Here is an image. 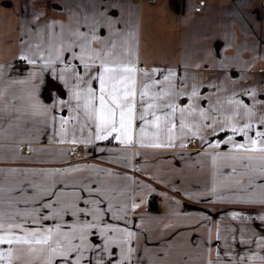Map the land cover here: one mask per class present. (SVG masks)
Segmentation results:
<instances>
[{
    "label": "crops",
    "instance_id": "obj_1",
    "mask_svg": "<svg viewBox=\"0 0 264 264\" xmlns=\"http://www.w3.org/2000/svg\"><path fill=\"white\" fill-rule=\"evenodd\" d=\"M204 1L0 0V223L67 253L0 244V264H264V152L235 148L264 142V6ZM113 61L136 68L137 116L161 81L144 103L176 106L171 146L139 119L131 144L96 140L74 93Z\"/></svg>",
    "mask_w": 264,
    "mask_h": 264
},
{
    "label": "snow or ice",
    "instance_id": "obj_2",
    "mask_svg": "<svg viewBox=\"0 0 264 264\" xmlns=\"http://www.w3.org/2000/svg\"><path fill=\"white\" fill-rule=\"evenodd\" d=\"M27 59V57H23ZM34 62V61H30ZM155 71V70H153ZM136 68L131 63L122 64L116 61L105 62L101 64V70L94 79L99 80V89L98 94L97 90L89 87L83 95L81 92H75L74 98L77 100V109L81 107L79 101L83 99V110L84 114L88 120L92 121L95 126L96 140H106L109 137L115 136V139L121 144H131L133 143V128L135 121L139 119L142 123L139 127L140 137H145L148 135L147 129H155L152 132V137L155 140H160L162 131L167 132L168 135V144L153 142L147 147L160 148L165 146H171V141L173 140V129L175 124L171 121V116L176 112V106L171 104H164L162 107L170 108L171 112L165 113L163 116L157 115L156 109L161 107L159 103H144L146 97L154 101H161L166 96L169 95L168 92L161 89L160 93L150 96L149 89L155 85H160L161 81H154L152 84L143 83L140 87L139 97L141 101L139 115L137 116L138 107L136 103L137 97V80L135 77ZM146 75V74H145ZM172 73H169L168 76L164 77L165 81H169ZM192 95H196L195 92ZM232 103V101H229ZM48 110L45 109L46 113ZM184 109H181L183 112ZM203 115V113H201ZM151 117V118H149ZM68 123L67 120H61V128L63 129L64 125ZM171 125V126H169ZM181 128L186 127V125L181 122ZM250 125L245 124L243 128L239 131L244 132ZM233 132H236L237 129L233 128ZM257 136L264 137V132H257ZM231 140V137H229ZM139 142V141H137ZM72 143H77L73 140ZM249 145L246 147L242 144L235 145L237 149H243L246 152H264V142H258L257 139L251 138L249 140ZM219 145H210V147H218ZM247 159H252V157H246ZM264 160V157H260ZM264 203V201H261ZM235 218V216L233 217ZM264 220V217H261ZM21 227L20 225H8L0 223V244H23V245H47L48 250L51 253L64 256L67 253L65 251H60V244L57 241L56 247H52L49 244V241L52 239V230H48L47 235L37 236L34 233H27L24 237L15 235L12 231V228ZM59 227V226H58ZM95 227V225H84L81 228V231H85L88 228ZM131 235L130 233L128 234ZM81 239H85L82 235ZM70 243V241H69ZM75 248H69L68 251H74ZM29 251L36 252L37 249L30 248ZM39 251H45L44 248H41ZM13 252L11 249L7 253H0V260L11 261ZM48 264H51V259L49 258Z\"/></svg>",
    "mask_w": 264,
    "mask_h": 264
},
{
    "label": "built area",
    "instance_id": "obj_3",
    "mask_svg": "<svg viewBox=\"0 0 264 264\" xmlns=\"http://www.w3.org/2000/svg\"><path fill=\"white\" fill-rule=\"evenodd\" d=\"M260 3H261L262 6H264V0H261ZM204 4H205V1L204 0H197V2L193 6V11L194 12H201L203 10V8H204ZM190 142L191 143L195 142V139L194 138L193 139H190ZM25 151L28 152L29 149L27 148ZM68 155L69 156L76 157V158H80L81 155H82V152H81V150H80L79 147L72 146V147H70L68 149Z\"/></svg>",
    "mask_w": 264,
    "mask_h": 264
},
{
    "label": "trees",
    "instance_id": "obj_4",
    "mask_svg": "<svg viewBox=\"0 0 264 264\" xmlns=\"http://www.w3.org/2000/svg\"><path fill=\"white\" fill-rule=\"evenodd\" d=\"M152 202H154V198L153 197L150 198V207H151V203Z\"/></svg>",
    "mask_w": 264,
    "mask_h": 264
}]
</instances>
